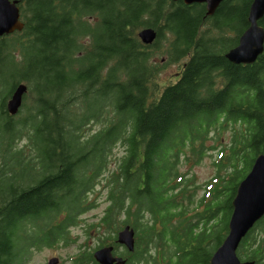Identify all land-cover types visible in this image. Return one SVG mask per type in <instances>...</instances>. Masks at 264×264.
Instances as JSON below:
<instances>
[{"label": "trees", "instance_id": "trees-1", "mask_svg": "<svg viewBox=\"0 0 264 264\" xmlns=\"http://www.w3.org/2000/svg\"><path fill=\"white\" fill-rule=\"evenodd\" d=\"M17 1L23 28L0 36V264L58 246H75L69 264H98L92 252L104 245L125 264H210L236 187L264 152V44L250 64L225 57L252 0H222L211 15L182 0ZM143 28L155 31L151 43ZM175 63L176 79L161 86ZM20 83L27 89L10 114ZM228 128V145L207 144ZM207 150L216 173L197 198L196 177L180 167ZM99 187L102 215L84 220L78 242L70 228ZM126 224L133 251L115 242ZM237 255L264 264V216Z\"/></svg>", "mask_w": 264, "mask_h": 264}, {"label": "water", "instance_id": "water-1", "mask_svg": "<svg viewBox=\"0 0 264 264\" xmlns=\"http://www.w3.org/2000/svg\"><path fill=\"white\" fill-rule=\"evenodd\" d=\"M186 4L204 3L206 13L211 15L222 0H182ZM264 15V0H252L248 12V27L241 33L238 43L230 48L225 57L232 63L250 64L263 51L264 28L258 23ZM23 28L17 0H0V36ZM143 43H151L156 33L152 28L138 32ZM27 87L18 84L6 103L7 111L16 114L22 104ZM264 124V113H263ZM232 211L228 220V231L221 244L213 251L210 264H254L253 260H241L237 248L254 224L264 216V152L257 155L248 173L236 187L231 201ZM115 242L133 251L135 231L126 224L117 231ZM98 264H125L123 256L113 253L112 245H104L92 252ZM58 258L51 257L47 264H57Z\"/></svg>", "mask_w": 264, "mask_h": 264}, {"label": "rangeland", "instance_id": "rangeland-1", "mask_svg": "<svg viewBox=\"0 0 264 264\" xmlns=\"http://www.w3.org/2000/svg\"><path fill=\"white\" fill-rule=\"evenodd\" d=\"M180 65L181 63H175L170 64L166 66L162 70V72L159 75L158 81L161 86L173 82L176 79L177 74L180 71ZM96 127H98L95 124H90L89 128L90 130H95ZM231 128H228L222 132L219 133L218 136L216 134H213L212 137H217V139L208 140L207 144H213L218 143L221 145V143L229 144L230 138H231ZM218 146V145H217ZM122 152L121 146H116L113 149V155H120ZM216 150H207V153L205 157L200 161V163L195 165H183L180 167V170L187 171V173H193L196 177L195 184L197 185L196 188V197L200 198L201 195L204 192L205 183L209 182L214 173H216V166L214 164V157H215ZM90 201L94 205L93 208L87 210L83 214H81L78 217V223L74 226H71L70 232L71 236H76L77 241L81 242L84 239V234L86 230V224L85 221L90 223L95 221L97 218H99L102 215L103 208L105 206V194L101 187L95 189L93 194L90 195ZM85 220V221H84ZM95 233L92 232L91 238L88 241V244L92 247L95 243ZM75 246H69V247H63L58 246L56 248H47L42 247L40 249H34L32 252L29 253L28 259L24 264H47V261L51 257H57L59 260L58 264H69L70 262V256L76 253ZM120 251H123L124 248L121 246L119 248Z\"/></svg>", "mask_w": 264, "mask_h": 264}, {"label": "flooded vegetation", "instance_id": "flooded-vegetation-1", "mask_svg": "<svg viewBox=\"0 0 264 264\" xmlns=\"http://www.w3.org/2000/svg\"><path fill=\"white\" fill-rule=\"evenodd\" d=\"M115 255H118V254L115 253ZM58 263H59V260H58L57 264H58Z\"/></svg>", "mask_w": 264, "mask_h": 264}]
</instances>
